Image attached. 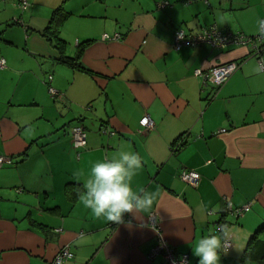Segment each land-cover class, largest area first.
<instances>
[{
  "label": "crops",
  "instance_id": "crops-1",
  "mask_svg": "<svg viewBox=\"0 0 264 264\" xmlns=\"http://www.w3.org/2000/svg\"><path fill=\"white\" fill-rule=\"evenodd\" d=\"M160 1L30 0L21 13L17 0H0V156L12 160L0 167V264H51L64 247L73 256L61 264H162L148 258L150 213L189 264L219 221L231 240L219 264H264V228L249 244L264 226V70L248 45L173 48L176 30L257 35L264 0H166L158 9ZM56 9L65 14L60 49L42 36ZM229 61L240 65L216 93L195 74ZM145 115L154 128L138 132ZM75 125L87 132L81 149L72 146ZM120 153L141 159L133 191L157 197L149 212L117 223L79 197L92 164ZM183 170L198 174L196 186L180 179ZM227 201L249 209L224 215Z\"/></svg>",
  "mask_w": 264,
  "mask_h": 264
},
{
  "label": "built area",
  "instance_id": "built-area-1",
  "mask_svg": "<svg viewBox=\"0 0 264 264\" xmlns=\"http://www.w3.org/2000/svg\"><path fill=\"white\" fill-rule=\"evenodd\" d=\"M168 5L166 0H161L157 3V8L161 9ZM31 6L30 0H17V7L21 11L27 10ZM264 19L260 21L259 33L254 36H248L240 32H231L226 31L222 32L217 29L215 26L211 27H200V29L194 33H187L183 30H176L173 35V48L175 50L181 49L183 46L198 47L201 45H209L211 48L223 49L229 46H245L248 45L251 47L252 51L250 56H255L259 68L264 70V65L261 58V53L264 50L263 36L264 34ZM120 35L115 33L113 35H108L104 33L102 35V40H118ZM240 63L238 61H229L220 65H217L207 71L196 70L195 74L200 75L203 79L204 86L211 85L216 91L228 80V78L238 69ZM5 66V60L0 59V68ZM52 79L51 75L47 76V81L50 82ZM48 92L52 97H60L54 88L50 85L48 86ZM154 128V122L152 119L145 115L139 120V129L138 132L146 133ZM225 131L221 129L217 133ZM102 134L111 135L112 131L108 128L102 127L100 129ZM87 132L83 125H75L70 130V138L72 146L75 149H81L86 145ZM184 141V137H180L176 143L172 146V149H177ZM12 160L9 157L0 156V167L4 164H11ZM180 179L191 185L196 186L199 180L198 174L194 170H183L180 174ZM249 209L248 205H245L240 208H233L232 204L227 201L225 205V213L229 215H240L241 213ZM148 224L153 229L156 235L155 245L148 252V258L154 259L159 257L162 261V264H180L181 260H185L186 264H189L188 254L178 253L172 247H170L165 239L162 236L160 226L158 224V218L155 213H150L148 217ZM226 226L225 221H219L216 224L215 232L218 233L219 226ZM228 233V232H227ZM231 246L230 236L222 238V248L227 249ZM72 252L67 248H61L56 255L54 256L51 264H61L67 259L72 258Z\"/></svg>",
  "mask_w": 264,
  "mask_h": 264
},
{
  "label": "clouds",
  "instance_id": "clouds-1",
  "mask_svg": "<svg viewBox=\"0 0 264 264\" xmlns=\"http://www.w3.org/2000/svg\"><path fill=\"white\" fill-rule=\"evenodd\" d=\"M140 167L141 159L136 153H120L118 158L94 162L79 197L81 203L95 217L117 223L122 222L125 213L149 212L157 193L142 190L141 195L134 192L131 185L136 174L131 170H138ZM218 233L219 235L210 234L197 241L192 249L193 255L199 258L197 264H219L222 238L228 235L226 226H219ZM180 264H186V261L181 260Z\"/></svg>",
  "mask_w": 264,
  "mask_h": 264
},
{
  "label": "trees",
  "instance_id": "trees-1",
  "mask_svg": "<svg viewBox=\"0 0 264 264\" xmlns=\"http://www.w3.org/2000/svg\"><path fill=\"white\" fill-rule=\"evenodd\" d=\"M64 18H65V14L62 13V11L60 9H56L53 12V14L49 20L46 31L42 33V36H44V38H46L48 41H50L52 43V46L55 47L56 49H60L63 47V41L58 38L57 31H58V26L61 24V22L63 21ZM15 23L18 24V22H14L13 24H15ZM81 50H82V46L79 50L80 53H81ZM79 52H78V54H79ZM224 215H225V212H224ZM263 228H264V226L256 231V233L250 238L249 244H251V242L256 240L257 233L260 232L261 230H263Z\"/></svg>",
  "mask_w": 264,
  "mask_h": 264
},
{
  "label": "rangeland",
  "instance_id": "rangeland-1",
  "mask_svg": "<svg viewBox=\"0 0 264 264\" xmlns=\"http://www.w3.org/2000/svg\"><path fill=\"white\" fill-rule=\"evenodd\" d=\"M18 8V7H17ZM30 8V7H29ZM19 9V8H18ZM27 10H25V11H21L20 9H19V12H21V13H23V12H26ZM20 13H18V15H19ZM18 19V18H17ZM21 24H23V25H21ZM16 26H18V27H20L22 30H24L25 29V24L22 22V19H19V22H18V24H15Z\"/></svg>",
  "mask_w": 264,
  "mask_h": 264
}]
</instances>
